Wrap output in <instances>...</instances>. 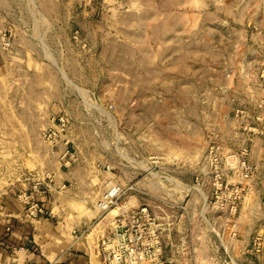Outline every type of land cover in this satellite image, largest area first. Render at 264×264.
<instances>
[{
    "label": "rangeland",
    "instance_id": "374dc122",
    "mask_svg": "<svg viewBox=\"0 0 264 264\" xmlns=\"http://www.w3.org/2000/svg\"><path fill=\"white\" fill-rule=\"evenodd\" d=\"M180 12L197 22V42L189 44L190 60L179 58L182 44L173 41ZM204 18L212 24L206 42L200 28ZM150 38L156 41L150 42ZM22 48L37 51L40 57L43 53L44 61L61 71L78 69L81 79L92 78L95 68L99 73L96 89L84 93L93 119L77 125L64 111L49 117L38 114L41 135L36 139L12 137L13 123L8 122L12 98L4 88L12 77L0 68V184L12 182L18 175L16 182L25 179L27 185L16 188L19 197L32 180L49 174L19 167L29 166V159L42 160L50 145L43 131L51 127L52 117L55 123V118L64 115L70 121L67 137L78 129L93 134L79 145L69 142L77 155L74 163L83 167V177L93 184L81 188L84 196L78 194L74 210L95 211L97 187L104 164L109 163L115 166L116 179L133 180L137 185L120 204L147 203L165 227L171 226L172 230L162 233L164 260L170 264H189L193 256L205 260L207 253L228 257L231 264H263V255L257 258L246 250L256 229L264 228V217L256 218V212L264 213V205L256 209L255 189L231 180L233 195L242 198L235 217L226 220L231 205L222 208L215 204L212 178L205 174L211 146L236 151L241 140L229 132L242 129L253 120V114L264 120V0H0V52ZM149 66H158L160 72L164 69L158 88L151 87L154 84L140 88L141 74ZM181 69L194 70L195 77L179 74ZM29 147L36 149V155ZM248 161L253 164L250 154ZM143 162L151 166L158 162L159 173L165 170L176 183L144 185L142 171L137 169L138 165L147 167ZM56 163L60 161L54 158L52 165ZM253 174L245 181H254ZM229 176L241 178L234 173ZM11 184L15 186L14 181ZM206 210L212 227L207 236L202 215ZM186 211L197 212L196 223ZM114 213L106 212L98 224L90 221L89 232L99 229L102 234ZM237 216L239 231L233 235ZM99 264H106L103 253Z\"/></svg>",
    "mask_w": 264,
    "mask_h": 264
},
{
    "label": "crops",
    "instance_id": "0c3cea01",
    "mask_svg": "<svg viewBox=\"0 0 264 264\" xmlns=\"http://www.w3.org/2000/svg\"><path fill=\"white\" fill-rule=\"evenodd\" d=\"M205 13L207 14L209 11L205 9ZM177 17L178 20L175 21L174 28L178 34L175 35L173 41L182 44L179 58L190 60L192 57L189 44L197 42L195 36L197 22L184 16L181 12ZM200 23L202 24L200 28L204 30L202 40L206 42V33L208 30H212V24L208 22L207 18L200 20ZM155 41L156 39L150 38V42ZM40 56L37 51L24 48L12 53L0 52V68L3 69L6 76L11 75L12 77V83L4 88L11 92L12 116L8 122L13 123L12 137L14 138L36 139L38 134L41 135L37 126L36 117L38 114L49 117L64 111L72 116L73 122L77 125L91 122L93 119L81 97L84 99L85 91L96 89V82L99 80L97 70L94 68L92 78L87 77L82 80L83 75L78 69L61 71L60 68L56 69L45 62L43 53L42 57ZM148 68L146 73L141 74L143 82L140 88L146 89L153 84L154 86L151 87L158 88L163 80L164 69L162 68L160 72L158 66H149ZM64 72L67 76L64 75ZM178 73L187 76L188 79L195 77V72L191 69H181L178 70ZM68 78L71 81H68ZM191 88L189 85L190 93ZM254 115L253 120L247 122L242 129L238 127L237 131L231 130L229 133L231 136L237 135V139L241 140L237 150L245 145L249 148L250 158L254 165V181L252 180L254 183L245 180L243 183L244 185L247 183L255 189L256 209H258L259 205L264 202V120L261 117L254 118ZM50 124L51 126L55 124L53 117L50 119ZM68 137L73 143L77 142L79 145V141L93 137V134L91 131L85 132L78 129ZM29 150L30 153L36 155V149L33 150L29 147ZM79 150H82L81 147ZM82 155L83 151L80 152V156ZM54 158L59 159V153H52L49 145L48 151L43 153L42 160L41 158L34 159V161L29 159L31 162V164H27L29 166L23 164L19 167V169L44 170L49 173L48 175L54 177V191L40 198L47 209L46 215L40 219H32L27 216L25 204L16 194V188L27 185L25 179L16 182L15 180L19 178L18 175L16 179L13 178L15 186L11 184L13 181L0 184V264H99L101 253L97 249L98 241L101 235L110 229L111 221L108 220L102 234L99 229L89 232L92 227L89 225L90 221L94 219L96 220L93 221L94 224H98V218L104 214L99 215L97 208L92 214H84L85 212L74 210L73 204L77 203L76 197L79 193L80 197L84 196V190L81 188L92 187V180L83 177V174L86 173L78 163H74L72 167L63 166L61 163L52 165ZM102 177L97 187L99 188L98 199L108 188L105 172ZM230 179L235 180L234 183L239 181L238 178ZM63 184H66V187L59 189ZM72 187L77 189L73 190ZM262 213L256 212V218H261ZM196 215L197 212L194 217L195 223ZM202 215H204L205 225L203 233L207 236L212 232L210 216L208 217L207 210ZM240 234H244L242 228ZM245 244V240L242 241L243 248ZM210 250L212 251L211 247ZM165 260L167 261V259ZM205 261L217 264V255L213 256L207 253ZM166 263L170 264L168 261ZM189 264H192L191 259ZM259 264L262 263L259 262Z\"/></svg>",
    "mask_w": 264,
    "mask_h": 264
},
{
    "label": "built area",
    "instance_id": "2783aa9c",
    "mask_svg": "<svg viewBox=\"0 0 264 264\" xmlns=\"http://www.w3.org/2000/svg\"><path fill=\"white\" fill-rule=\"evenodd\" d=\"M83 101H85L82 98ZM55 124L43 131V137L50 143L51 150L59 153V161L63 166L71 167L77 160L75 150L70 148V138L67 137V132L70 129V121L64 115L55 118ZM249 148L245 145L236 151L219 150V146H211L208 151V170L207 177L212 178L211 185L214 187V194L216 197L215 204L219 203L222 208H226L230 203V212L226 220L235 217L238 212V199L242 196L234 194L235 189H230L232 183L229 174L240 176L237 185L244 182V178L249 176L253 170L254 165L248 161ZM104 172L107 175L106 185L108 188L101 194L96 202V208L99 215L106 212L114 211L110 224V232L101 235L98 241L99 252L103 253L106 264H167L164 260L165 244L163 242V231L171 230V226L165 227L158 215L154 214L147 203H142L135 206L131 203L120 204L127 192L136 190V182L130 180L129 182H122L115 178L112 164H104ZM151 166V165H150ZM160 164L157 162L150 167V170L137 167L138 171H142L140 175L144 178V185L150 186L154 182H158V178L154 176L153 172H160L156 168ZM161 170V168H160ZM165 170L161 171L164 177L160 185L171 182L168 180V175ZM66 184L59 187L65 188ZM55 189V181L52 175H47L41 178L32 180L31 186L28 190L19 194V198L25 204V211L29 218L40 219L45 216L47 209L41 202V196L51 193ZM220 191V192H219ZM237 192L240 191L237 189ZM208 202V197L207 201ZM264 205V202L261 203ZM217 206V207H219ZM114 207V209H113ZM264 209V206L263 208ZM188 218L195 217V212L186 211ZM264 217V213L263 216ZM235 219V227L232 229L233 235L237 234V221ZM261 219V218H260ZM193 251L197 248L194 246ZM246 250L250 253L256 254V257L263 255L264 257V228L256 230V234L252 240L247 244ZM201 263L209 264L208 261L199 260ZM195 256L192 257V264H199ZM228 257L217 256V264H231ZM54 264V263H53ZM237 264V263H236ZM264 264V258H263Z\"/></svg>",
    "mask_w": 264,
    "mask_h": 264
},
{
    "label": "bare ground",
    "instance_id": "6f19581e",
    "mask_svg": "<svg viewBox=\"0 0 264 264\" xmlns=\"http://www.w3.org/2000/svg\"><path fill=\"white\" fill-rule=\"evenodd\" d=\"M141 162H142V161H141ZM143 163H145V162H143ZM145 164L147 165V167H149V168L151 167L148 163H145ZM137 167H142V168H145V169L147 168V167L140 166V165H138ZM148 170H150V169H148ZM156 173H157V175H155ZM153 174H154L155 177L158 178V179H157L158 182H154V183H152V184H150V185H158V186H161L160 183H161V181H163V178H164V177H163L159 172H153ZM168 180L171 181V182H175L176 179H175L174 177L169 176V177H168ZM175 183H176V182H175ZM161 184H162V183H161ZM114 211H115V210H114Z\"/></svg>",
    "mask_w": 264,
    "mask_h": 264
}]
</instances>
